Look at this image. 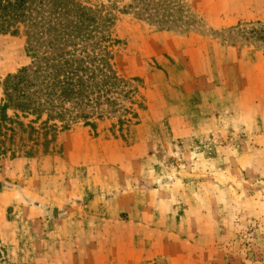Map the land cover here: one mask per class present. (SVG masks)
Listing matches in <instances>:
<instances>
[{"label":"rangeland","instance_id":"374dc122","mask_svg":"<svg viewBox=\"0 0 264 264\" xmlns=\"http://www.w3.org/2000/svg\"><path fill=\"white\" fill-rule=\"evenodd\" d=\"M46 3L65 12L48 40L95 15L87 36L116 45L78 55L105 48L126 98L0 138V264H264V52L244 34L264 0ZM29 46L0 36V102Z\"/></svg>","mask_w":264,"mask_h":264},{"label":"trees","instance_id":"16d2710c","mask_svg":"<svg viewBox=\"0 0 264 264\" xmlns=\"http://www.w3.org/2000/svg\"><path fill=\"white\" fill-rule=\"evenodd\" d=\"M64 15L62 8H49L46 0H0V36H16L23 31L36 46L46 41L43 52L29 46L31 67L15 76H9L2 85L0 138L6 139L8 134L11 138L14 135L12 124L19 118L35 116L36 121H40L42 116H46V121L41 125L43 128H56L55 125L48 126L52 119L59 120L66 127L64 120H76L77 116L74 115L80 114L82 108H90L91 114L95 115L102 111L104 102L117 107L116 101L120 97L126 98L121 89L126 88L127 82L116 72L113 56L106 53L105 48L102 52L78 55V49L85 43L88 45L85 51L101 47L100 43L116 45L109 38L102 37L94 43L87 36L92 26L84 27L83 21L95 24V15L91 14V17L85 19L80 15L74 19L81 33L77 29L63 28L55 40L44 37L46 33L53 32L50 29H54L57 22L60 25ZM244 34L264 52V26L257 24ZM71 47L76 50L70 52ZM66 106H71V111ZM8 112L12 113L11 117ZM96 115L102 116V113ZM80 117L88 118L82 113ZM125 122L131 123L130 120ZM17 128H23V125L17 124ZM28 129L34 131L32 127Z\"/></svg>","mask_w":264,"mask_h":264}]
</instances>
